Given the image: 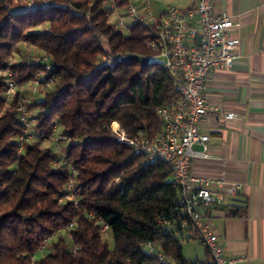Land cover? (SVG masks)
<instances>
[{"label": "trees", "instance_id": "1", "mask_svg": "<svg viewBox=\"0 0 264 264\" xmlns=\"http://www.w3.org/2000/svg\"><path fill=\"white\" fill-rule=\"evenodd\" d=\"M29 1L30 7H14V0H0V71H9L18 86L38 72L53 85L40 89V100L25 102L35 137L20 144L16 107L22 97L16 93L7 103L6 77L0 75V264H32L50 237L36 264H161L145 243L178 264H211L208 253L206 262L183 256L181 241L193 230L171 166L145 164L110 129L117 123L130 139L157 134V111L177 98L178 81L158 61L99 66L105 54L148 57L147 30L132 25L130 34L117 31L106 0ZM126 3L117 0L118 6ZM23 43L46 56L52 69L12 62ZM56 129L68 140L61 153L43 146ZM68 193L76 207L59 202ZM244 213L242 206L227 215ZM71 223L68 233L59 231Z\"/></svg>", "mask_w": 264, "mask_h": 264}, {"label": "built area", "instance_id": "2", "mask_svg": "<svg viewBox=\"0 0 264 264\" xmlns=\"http://www.w3.org/2000/svg\"><path fill=\"white\" fill-rule=\"evenodd\" d=\"M150 1L126 0V6L121 7L117 5V0H106L108 15L117 18L114 27L125 35L130 34L123 23L125 18H129L132 25H140L147 30L145 47L149 51L148 58L161 63L170 77L178 81L177 98L157 111L162 123V130L157 134H143L137 139H130L119 124L112 123L110 129L119 144L133 147L142 154L145 164L161 161L171 166L175 183L180 189L184 212L195 236L206 249L211 264H233L232 260L223 255L217 231L196 210L199 204L212 207L219 203L222 183L193 176L190 166L193 158L208 157L209 137L201 132L200 125L210 108L202 93L212 71L230 68L239 57V39L231 34L232 29L238 25L225 13L215 14L213 0H192L186 11L167 7L161 12H155ZM198 37H201L199 45ZM121 58L119 55L105 54L101 56L99 66L112 65ZM18 63L39 65L45 71L52 69L48 58L41 54ZM0 75L6 77L5 101L9 103L16 93L22 97L16 107L18 121L23 129V135L19 137L22 144L26 138L35 137L34 117L25 107L26 95H23V90L25 88L31 95H35L42 88L50 89L53 81L43 82L42 74L38 72L26 86H18L9 71L2 70ZM225 118L232 119L233 115L228 114ZM54 140L56 153H61L60 144L68 140L61 136ZM194 146H200L201 151L195 153ZM63 162L61 159L55 164ZM71 173L74 175L75 170ZM63 201L73 202L77 206L76 198L71 193L59 199V202ZM72 227L73 223L59 231L68 233ZM101 232L106 233L107 227L103 225ZM51 239L52 237L45 239L37 253L43 252ZM143 246L161 264H178L166 259L155 245L145 243ZM36 254L32 256V264H36Z\"/></svg>", "mask_w": 264, "mask_h": 264}, {"label": "crops", "instance_id": "3", "mask_svg": "<svg viewBox=\"0 0 264 264\" xmlns=\"http://www.w3.org/2000/svg\"><path fill=\"white\" fill-rule=\"evenodd\" d=\"M191 1L150 3L155 12L167 7L186 11ZM213 12L231 16L238 25L231 34L239 39V57L230 68L212 71L202 93L210 110L200 130L209 137V151L207 158L191 160L190 173L222 184L219 203L199 204L196 210L217 231L223 255L233 264H264V0H213ZM124 20L130 30V19ZM29 50L39 55L32 47ZM228 114L233 118L227 120ZM193 151L200 152L201 147L194 146ZM242 206L243 217L227 215ZM187 237L199 242L192 231ZM200 245L203 256L192 261L206 262L207 251Z\"/></svg>", "mask_w": 264, "mask_h": 264}, {"label": "rangeland", "instance_id": "4", "mask_svg": "<svg viewBox=\"0 0 264 264\" xmlns=\"http://www.w3.org/2000/svg\"><path fill=\"white\" fill-rule=\"evenodd\" d=\"M165 4H170L173 0H163ZM30 1L29 0H14L13 6L14 7H19L20 5H28ZM110 22L112 25H115L117 23V18L115 16L110 17ZM127 22L124 20V23ZM40 54V52L38 51ZM35 55L33 52L29 50V47L27 48L26 46H18L16 48V51L14 52V57L12 59V62H20V61H26ZM44 90H39L35 95H31L30 92L24 88L23 90V95L26 97L24 100L26 101H34L35 99L40 100L42 98ZM59 129H56L55 136L51 140H47L43 143V146L47 145V147L51 148V150L55 151L56 150V142H55V137L59 136ZM63 147L67 146V142H63L60 144ZM104 240L107 242L109 248L113 247L112 243V237L111 234L107 231L106 233L103 234ZM182 245V250H183V255L189 259V260H195L196 258H201L203 256V248L200 245V243L197 240H192V239H185L181 241ZM48 252V249H45L43 252L37 253L34 257L35 261L40 260L46 253Z\"/></svg>", "mask_w": 264, "mask_h": 264}, {"label": "water", "instance_id": "5", "mask_svg": "<svg viewBox=\"0 0 264 264\" xmlns=\"http://www.w3.org/2000/svg\"><path fill=\"white\" fill-rule=\"evenodd\" d=\"M200 40H201V37H198L197 45L200 44ZM121 62L122 63L136 62V63L140 64L141 66H146L149 64L150 60L148 57L127 55V56L121 58Z\"/></svg>", "mask_w": 264, "mask_h": 264}, {"label": "clouds", "instance_id": "6", "mask_svg": "<svg viewBox=\"0 0 264 264\" xmlns=\"http://www.w3.org/2000/svg\"><path fill=\"white\" fill-rule=\"evenodd\" d=\"M45 147H47V145H45Z\"/></svg>", "mask_w": 264, "mask_h": 264}]
</instances>
